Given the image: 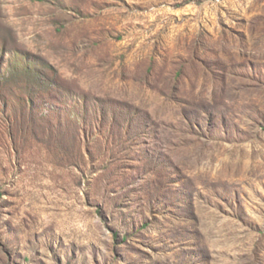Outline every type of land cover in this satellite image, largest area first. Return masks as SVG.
I'll return each instance as SVG.
<instances>
[{"label": "rangeland", "instance_id": "374dc122", "mask_svg": "<svg viewBox=\"0 0 264 264\" xmlns=\"http://www.w3.org/2000/svg\"><path fill=\"white\" fill-rule=\"evenodd\" d=\"M0 264H264V0H0Z\"/></svg>", "mask_w": 264, "mask_h": 264}]
</instances>
